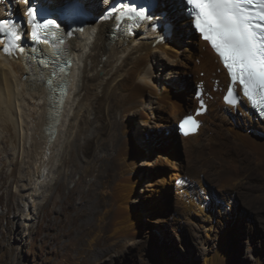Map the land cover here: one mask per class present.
<instances>
[{
    "label": "bare ground",
    "instance_id": "1",
    "mask_svg": "<svg viewBox=\"0 0 264 264\" xmlns=\"http://www.w3.org/2000/svg\"><path fill=\"white\" fill-rule=\"evenodd\" d=\"M48 1H53V4H55L63 0ZM48 1H46V4L51 7ZM81 1L85 3L90 12L94 13V16L88 24L82 28H76L73 32L71 39L73 56L71 81L69 92L64 99L63 110L59 116H57V113L60 111H57L54 107L45 83L39 81L43 80L44 76L42 79L37 80L38 74L30 70L22 60L12 59L0 54V120L8 119L15 123L16 117L14 114L18 109L19 113L17 112V114L21 122L19 124L21 125L22 135L24 133L25 137H28L29 124H32L33 133L37 137L32 138V144L39 156L36 157L37 155L30 154L29 160L34 162L35 169L38 170V181L34 183L33 188L32 186L27 188L26 201L29 210L30 207L35 208L34 197L37 196L36 191H39L44 185L53 166L58 171L63 165L69 167L71 164L70 171L67 173L68 170L65 169L64 172V175L66 174V177H64L68 180L72 178L74 173L79 172V162L74 159L53 162L52 154H54V149L58 145L57 142L61 144L59 138L62 136L64 140L59 151L61 150L63 154L68 152L71 155L78 156V151H81V159L84 161L91 159L89 162L92 166L95 162L103 159L107 161L106 167L100 169V165L98 166V173L94 174V179L88 183L86 189L82 190L81 186L83 185L84 175L89 172L87 168L85 170L87 172L83 171L76 182L69 181L72 188L68 190L69 193L68 196H65V200H62V206L68 209V207L71 208L74 202H77V210L79 215H82L86 212L85 206L82 205L84 201L93 202L94 204L99 200L95 199L96 194L111 193L108 192L109 190L103 189L107 184L105 174L109 180L113 177L112 182L117 186L124 187L125 185L128 187L129 182L133 180L130 176L132 171L130 161L135 162L137 155L129 151L127 146L121 144L119 140L120 133L116 130V127L111 132L109 140L108 137L102 140L101 136L106 128L102 118L110 112H119V110L125 111L127 115L133 118L137 116L145 117L148 115L147 111L152 112L154 108L168 109L170 107L177 131V122L182 116L188 115L184 107L192 109L191 112L199 107L198 99L195 97V89L191 90L187 86L186 74L190 72L195 73L193 76L195 82L198 87L203 89L202 96L204 104L207 105V110L196 118L201 123L197 133L186 137L179 136L181 142L179 145L185 157L183 161L174 160L173 165H175L174 169L176 171L174 172V179L184 178L185 180H182L187 184V188L185 191H180L182 187H179L178 194L183 192L185 193L183 196H190L193 191V193H196L195 189L198 184L205 186L206 183L215 186L224 198L228 196L236 198L242 195L244 192L242 188L244 187L251 191L259 186L264 187V130L261 132V128H258L259 126L264 127V122L256 118L248 103L240 94H238L239 103L237 104H230L225 101L230 81L227 71L208 44L192 32L189 19L184 17L181 9L178 8L177 2L175 0H158L160 7L158 10L166 11L164 18L160 21L163 23L169 22L170 35L165 34L163 36L160 30L151 31L148 28L140 34L135 35V33H132L128 37H122L119 32L116 33L112 29L115 18L112 14L105 13L104 4L101 6L98 3L99 0ZM161 3L163 6H161ZM1 12L2 16H5L8 11L2 10ZM159 34L162 39L158 42L156 39ZM171 41H173V45H170L172 44ZM184 42L186 44L184 49L187 50L188 54L190 53V59L196 57L198 61L179 71L173 66L176 58L173 59L170 55L178 50L179 45ZM101 72L102 74H100ZM200 72L204 73L202 77ZM158 85L160 89L157 88ZM169 86L175 87L177 96L166 92V88ZM213 88L216 91H213ZM186 91L187 93H185ZM146 96H148L149 105L144 108L140 101L146 100ZM26 105L28 110L24 107ZM17 106L18 108H16ZM68 107L70 110L73 108L72 114L68 118L67 129L63 130L62 125L65 119L69 117L67 116L70 111ZM221 111L230 114V119L237 122L233 124L230 121L226 125L224 123L226 117ZM205 120L207 124L209 121L212 122L213 126L211 125L209 128L215 131L209 135L207 132L204 141L201 138L206 125ZM242 120H246L245 125L248 126L252 134L243 131L239 125ZM219 122L227 126V132L226 130L225 132L218 130ZM149 123L150 121L147 118H140L137 132L143 138L152 134L148 128H145L150 127ZM163 127L165 130H169L170 134H173L172 122L164 124ZM122 130L124 131V129ZM207 130L208 128H206ZM216 138L220 140L217 139L216 142ZM219 141L222 145L218 144ZM78 143L80 149L75 147ZM37 149H39L38 152ZM62 188V180H59L56 187L57 195L62 194ZM262 193L255 199L256 202L264 200V192ZM117 197H115V202L118 200ZM182 204L190 212L204 211V207H200V204L193 202L192 198L191 200L190 198L182 199ZM114 207V218L112 217V224L110 222L111 229L117 231L120 228L121 231L120 221H122L121 217L125 215V212L122 211L120 205ZM262 210L264 211V208ZM27 215L30 216V212ZM185 215L184 217L189 216V214L188 216ZM27 219L32 218L27 217ZM79 222L81 223V221ZM222 263V260L212 259L211 257V259L206 260L205 264Z\"/></svg>",
    "mask_w": 264,
    "mask_h": 264
},
{
    "label": "rangeland",
    "instance_id": "2",
    "mask_svg": "<svg viewBox=\"0 0 264 264\" xmlns=\"http://www.w3.org/2000/svg\"><path fill=\"white\" fill-rule=\"evenodd\" d=\"M171 43L173 45V41ZM185 45V42L181 43L179 49L172 52L173 56L168 54L173 59L176 58L173 66L179 71L198 61L196 57L190 59V53L184 49ZM194 74H186L187 86L191 90L197 87ZM203 74L200 72L201 77ZM157 88L160 89L159 85ZM214 88L213 91H216ZM175 90L174 86L166 88V92L177 96ZM146 98L140 101L144 108L149 105L148 96ZM24 107L28 108L27 105ZM72 109L69 108V117L65 119L64 126L62 125L63 130L67 129ZM170 110V107L154 108L152 112L146 110L147 116L135 118L122 110L104 115L102 121L106 128L101 136L102 140L107 137L109 140L116 127L120 133L121 144L137 155L135 162L130 161V176L133 180L128 183V187H120L112 182L113 177L109 180L105 174L107 184L103 189L111 193L96 194L94 197L99 200L94 204L84 201L82 205L86 212L82 215L77 210V202L68 209L61 204L65 196H68V190L72 188L69 181L76 182L87 168L89 172L84 175L81 186L82 190L86 189L88 183L94 179V174L98 173V166L100 165V169L106 167L107 161L103 159L92 166L89 162L91 159H81V151H78L79 157L68 152L63 154L59 149L64 138L60 137L61 144L57 142L52 154L53 162L74 159L79 162L80 173H74L68 180L65 179L64 172L65 169L68 170L67 173L70 171L71 164L69 167L63 165L58 171L53 166L46 183L44 182L45 188L42 186V189L36 191L35 208L30 207L29 210L26 201L27 188H33L38 181V170L35 169L34 162L29 160L30 154L37 155L32 144V138L37 137L33 133L32 124H29L28 137L24 133L22 135L18 109L14 114L17 123L8 119L0 120V264H205L211 257L222 260V264H264V200H255L263 194L264 187L253 188L254 191L244 187L243 194L236 198L222 197L215 186L207 183L205 186L198 184L196 193L193 191L190 196H183V192L178 194V188L182 187L180 191H185L187 184L183 182L184 178L174 179L176 171L173 162L183 161L185 156L179 145L180 135L175 129ZM184 110L187 113L192 111L185 107ZM221 112L226 117V125L230 121L233 124L237 122L230 119V114ZM140 118L150 121V127L145 128L152 134L145 138L137 132ZM27 121L29 122L28 118ZM245 121H240L239 125L243 131L252 134ZM169 122H172L173 134L163 127ZM205 124L201 138L204 141L207 132L209 135L215 131L209 128L211 121L207 124L205 120ZM225 124L219 122L220 132H225ZM206 128L210 130L206 131ZM258 128L263 132V126ZM217 139L220 140L216 138V142ZM218 144L222 145L220 141ZM75 147L81 148L79 143ZM59 180H62L63 187L61 195L56 194ZM115 197L118 198L116 202ZM185 198H192L193 202L204 207V211H188L182 204V199ZM116 205H120L126 215L121 217V231L120 228L117 231L111 229ZM29 212L30 216L27 215ZM185 214H189V218L184 217Z\"/></svg>",
    "mask_w": 264,
    "mask_h": 264
},
{
    "label": "snow or ice",
    "instance_id": "3",
    "mask_svg": "<svg viewBox=\"0 0 264 264\" xmlns=\"http://www.w3.org/2000/svg\"><path fill=\"white\" fill-rule=\"evenodd\" d=\"M187 5L195 29L218 53L233 83H239L253 104L257 100L264 103V0H187ZM131 11L139 20L147 19L142 11ZM28 16L34 27L33 39L38 36L36 29L59 30L53 20L37 24L31 9ZM0 34L9 38L4 50L10 54L9 49L17 47L20 40L16 26L8 20H0ZM233 95L234 90L229 87L226 102ZM186 125L195 130L198 122L188 116L180 128L184 130ZM185 134H188L187 130Z\"/></svg>",
    "mask_w": 264,
    "mask_h": 264
}]
</instances>
